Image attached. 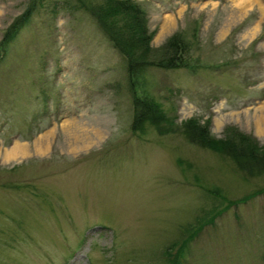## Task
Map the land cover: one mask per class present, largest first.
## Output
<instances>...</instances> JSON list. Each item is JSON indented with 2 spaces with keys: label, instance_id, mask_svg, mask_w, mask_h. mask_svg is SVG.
Wrapping results in <instances>:
<instances>
[{
  "label": "rangeland",
  "instance_id": "1",
  "mask_svg": "<svg viewBox=\"0 0 264 264\" xmlns=\"http://www.w3.org/2000/svg\"><path fill=\"white\" fill-rule=\"evenodd\" d=\"M135 1L154 55L176 34L189 45L187 66L137 84L174 131L132 132L127 60L78 0H37L0 60V264H264V174L182 132L197 119L264 146V0ZM32 2L0 0V44ZM18 142L28 155L6 160Z\"/></svg>",
  "mask_w": 264,
  "mask_h": 264
},
{
  "label": "trees",
  "instance_id": "2",
  "mask_svg": "<svg viewBox=\"0 0 264 264\" xmlns=\"http://www.w3.org/2000/svg\"><path fill=\"white\" fill-rule=\"evenodd\" d=\"M36 1L33 0L22 19L10 27L0 44V54L2 51L7 53V48L36 9L38 3ZM78 2L79 7L98 23L114 48L128 62L127 72L133 77L131 86L135 94L132 132L142 133L147 126L154 127L161 134L174 131L171 127L173 121L159 104L149 96L137 93V84L139 76L145 74L148 67L173 69L187 66L184 64L185 55L189 50L187 41L176 34L154 55L151 46L154 34L149 30L147 13L138 2L135 0H78ZM182 132L192 144L232 159L246 176L264 174V146L237 128H228L225 136L217 139L211 135L209 122L202 124L197 119H190L182 124ZM201 229L202 227H199L198 230ZM193 235L190 234L183 242L175 243L170 248L172 247V250L177 246L180 248V245L183 248ZM170 248L164 251V255L167 252L170 257L172 256V252L168 251ZM175 260L176 258H173L171 263L176 264Z\"/></svg>",
  "mask_w": 264,
  "mask_h": 264
},
{
  "label": "bare ground",
  "instance_id": "3",
  "mask_svg": "<svg viewBox=\"0 0 264 264\" xmlns=\"http://www.w3.org/2000/svg\"><path fill=\"white\" fill-rule=\"evenodd\" d=\"M253 2H255V0H239L236 4V6L238 7V9L240 10L241 6L243 4H253ZM242 4V5H241ZM264 121V119L258 118V122H257V129L259 133H264V125L262 124V122ZM73 127H74V122L73 121H68L65 125H64V131L68 132L70 135V137L72 139H75V141L77 143H79L80 141L84 142V144H86V142L88 141V138L85 136V133L82 134H77V133H73ZM51 134V133H50ZM50 134H47L43 137H41L35 144V149L36 151H39L40 153H43L46 151L47 146L49 145V138H50ZM77 134V135H76ZM72 147L74 148V150L78 149V147H76V145H72ZM28 146L18 142L16 143V145L14 146V148L9 151L8 153L5 154V159L6 160H11V159H15L17 157H24L26 155H28Z\"/></svg>",
  "mask_w": 264,
  "mask_h": 264
}]
</instances>
